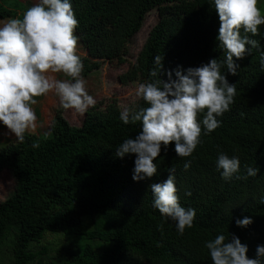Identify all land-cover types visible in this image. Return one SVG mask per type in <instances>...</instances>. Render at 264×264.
Instances as JSON below:
<instances>
[{"label": "trees", "instance_id": "trees-1", "mask_svg": "<svg viewBox=\"0 0 264 264\" xmlns=\"http://www.w3.org/2000/svg\"><path fill=\"white\" fill-rule=\"evenodd\" d=\"M21 5L0 0V21L19 17ZM72 6L79 21L76 33L86 50L81 58L83 77L99 71L106 61L123 63L128 44L157 8L169 13L150 32L128 82L155 79L150 71L156 55L164 56L161 78L165 80L169 69L186 70L222 58L217 40L220 19L208 0H72ZM260 28L254 38L261 47L238 60L236 75L227 73L237 92L230 110L218 117L222 124L202 133V143L191 157L177 156L175 142L162 149L158 174L149 179H133L135 154L115 155L119 143L141 130L139 122H122L116 101L91 107L80 127L57 111L48 135L27 132L24 141L0 148V174L8 170L16 181L13 194L0 202V254L5 247L9 250V261L0 264H212L205 241L220 232L229 238L231 232L238 235L254 257L256 246L264 244V66L260 62L264 28ZM222 71L227 72L226 66ZM137 105L146 106L141 98ZM220 151L240 157L242 178L228 181L221 176L216 167ZM188 159L192 164L185 170ZM173 164L180 202L197 212L193 226L183 234L153 206L149 188L166 179ZM246 165L261 171L244 179ZM246 215L254 222L237 226L235 220ZM47 234L83 244L50 257L49 247L42 246ZM92 242L103 247L97 249Z\"/></svg>", "mask_w": 264, "mask_h": 264}, {"label": "clouds", "instance_id": "clouds-1", "mask_svg": "<svg viewBox=\"0 0 264 264\" xmlns=\"http://www.w3.org/2000/svg\"><path fill=\"white\" fill-rule=\"evenodd\" d=\"M208 2L219 15L217 40L223 50L222 58H212L186 70L183 66L169 69L165 80L161 78L164 56L156 55L155 67L150 71L155 79L139 83L135 90L146 106L132 104L120 112L124 124L141 125L134 137H126L115 147L117 157L135 154L133 179L136 181L158 174L157 158L172 142L177 156L191 157L202 143V133H211L222 124L218 117L230 110L237 92L236 83L229 82L227 73L236 75L240 68L238 60L261 47L254 38L264 25V8L258 6L260 0ZM78 24L72 0H37L22 17H11L0 25V122L17 140L24 141L25 134L36 127L38 117L33 106L37 97L54 92L64 109H74L80 114L96 105L97 100L82 76ZM260 55L264 66V51ZM225 66L227 72L222 71ZM58 73L68 78H58L55 75ZM191 164V159L186 160L184 169H189ZM216 167L225 180L242 178L239 156L220 151ZM245 167L244 179L261 171L259 167ZM168 173L163 181L149 185L153 206L166 220L174 221L178 232L183 234L193 226L197 212L180 202L174 164ZM253 222V217L247 215L235 220L240 227ZM205 247L212 264H264V244H258L255 256L250 257L249 245L232 232L230 238L220 232L214 239L205 241Z\"/></svg>", "mask_w": 264, "mask_h": 264}, {"label": "rangeland", "instance_id": "rangeland-1", "mask_svg": "<svg viewBox=\"0 0 264 264\" xmlns=\"http://www.w3.org/2000/svg\"><path fill=\"white\" fill-rule=\"evenodd\" d=\"M9 1H16L22 4V7H17V10H20L18 11L20 14L19 17H22L23 13L37 2V0ZM258 6L264 8V0H260ZM166 12L167 14L169 13L167 8H165L164 14H166ZM164 14L160 8H157L147 15L142 28L128 44L124 53L123 59L125 61L123 63H119L118 60L112 62L106 61L99 71L92 73L88 77H84L88 91L90 94L94 95L97 100L96 105L102 103V107H105L111 101H116L119 108L122 110L123 107L137 104L140 101V98L135 95V90L141 82L137 81L132 83L128 82L126 79L133 71V68L137 63L138 55L148 39L150 32ZM6 21L7 20L0 21V25ZM261 27L264 28V25H261ZM78 54L80 58L86 56V50L82 45L80 37L78 41ZM55 75L58 78H68L63 73ZM36 99L37 103L33 107L39 111V115H37L38 119L36 121V127L31 129L29 133L40 136L48 135L50 133L51 122L57 111H62L63 116L69 124L75 127H80L85 120L86 113L80 114L74 109H64L60 105L58 96L54 92L37 97ZM16 141L15 134L11 133L7 126L0 122V148L16 143ZM15 187L16 181L13 174L8 170L3 171L0 174V202L6 201V199L13 194ZM81 244H83V241L79 239H69L53 234H47L42 242V246L49 247L50 257L56 256L57 252L60 250ZM92 244H95L97 249L103 247V245L96 242H92ZM8 251L9 250L6 247L3 249V252L0 254V263L9 261Z\"/></svg>", "mask_w": 264, "mask_h": 264}]
</instances>
